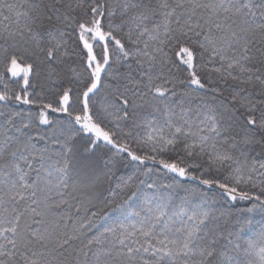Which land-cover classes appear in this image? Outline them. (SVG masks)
Returning a JSON list of instances; mask_svg holds the SVG:
<instances>
[{
    "label": "snow or ice",
    "instance_id": "1",
    "mask_svg": "<svg viewBox=\"0 0 264 264\" xmlns=\"http://www.w3.org/2000/svg\"><path fill=\"white\" fill-rule=\"evenodd\" d=\"M0 264H264V0H0Z\"/></svg>",
    "mask_w": 264,
    "mask_h": 264
}]
</instances>
